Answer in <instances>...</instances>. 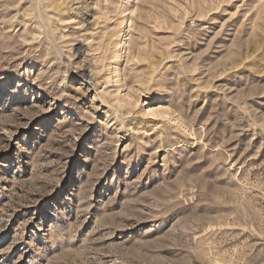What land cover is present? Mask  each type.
<instances>
[{
  "label": "rangeland",
  "instance_id": "374dc122",
  "mask_svg": "<svg viewBox=\"0 0 264 264\" xmlns=\"http://www.w3.org/2000/svg\"><path fill=\"white\" fill-rule=\"evenodd\" d=\"M0 264H264V0H0Z\"/></svg>",
  "mask_w": 264,
  "mask_h": 264
}]
</instances>
